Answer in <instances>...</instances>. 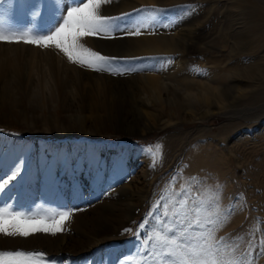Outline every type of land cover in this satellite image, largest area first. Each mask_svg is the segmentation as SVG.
<instances>
[{"label": "rangeland", "instance_id": "rangeland-1", "mask_svg": "<svg viewBox=\"0 0 264 264\" xmlns=\"http://www.w3.org/2000/svg\"><path fill=\"white\" fill-rule=\"evenodd\" d=\"M54 5L47 31L28 23L10 28L47 34L68 10ZM140 9H155L154 19ZM102 14H130L118 21L122 27L146 25L138 36L121 31L112 38L122 34L173 39L190 28L197 30L194 48L184 55L134 57L124 66L122 57L101 46L102 37H84L86 48L117 58L115 71L133 69L124 74L92 70L95 74L138 80L136 88L118 84L105 97L100 94L104 122H94L97 118L88 114L83 131L73 122L49 125L58 103L50 99L44 108L41 95L36 96L41 110L33 113L24 107L26 122L0 121V183L10 180L0 192V208L10 206L29 217L72 213L65 231L50 234L52 240L65 237L67 245L50 248L38 242L41 233L27 238L0 235L6 241L0 240V251L43 253V264H128L147 256L142 241L154 227L170 223L163 215L159 221L152 217L162 214L171 201L187 195L189 206H195V201L215 194L221 213H230L217 238L234 246L236 256L246 253L250 242L258 252L264 240V78L238 79L233 74L257 69L264 74V0H117L104 5ZM153 76L162 79L155 84ZM75 93L79 99L83 95ZM225 93L233 98L228 100ZM135 100L144 102L148 129H140L145 131H134L141 125ZM209 109L207 119H199ZM34 116L40 117L37 123H32ZM164 122L171 125L159 129ZM157 146L160 157L153 166ZM17 170L19 175L10 179ZM28 178L30 187L40 192L38 198L27 184L24 188ZM50 188L54 197L47 199L44 189ZM130 203L137 205L138 213L126 220L121 210ZM255 264H264V256Z\"/></svg>", "mask_w": 264, "mask_h": 264}, {"label": "snow or ice", "instance_id": "snow-or-ice-1", "mask_svg": "<svg viewBox=\"0 0 264 264\" xmlns=\"http://www.w3.org/2000/svg\"><path fill=\"white\" fill-rule=\"evenodd\" d=\"M4 2L5 0H0V4ZM111 2L112 0H80V3L67 10L66 16L61 15L62 23L44 35H39L32 29H12L0 19V43H24L40 48H55L62 52L69 62L81 67H88L97 72L124 74L133 69L115 71L117 65L113 61L117 58L100 55L81 43L84 37L112 38L113 33L121 31L134 36L141 34V28L146 25L129 28L122 27L118 22L124 19V15L130 14H123L121 17L102 14L103 6ZM138 11L146 18L154 19L155 9ZM153 157L155 166L160 157L159 146ZM18 175L19 170L13 172L10 179H15ZM9 182L10 180H4L0 183V192ZM218 200L219 197L213 194L207 200L195 201V206H189L187 195L180 200L171 201L162 214L152 217L153 220L159 221L163 215L169 218L170 223L154 227L147 234L146 240L142 241L143 251L147 256L138 261H129L128 264H255V260L264 256V240H261L258 252L257 246L250 242L248 251L236 256L234 246L227 244L223 237L217 238L216 232L230 219V213H221ZM71 215V212L65 211L51 217H29L12 210L10 206H4L0 208V235L27 238L36 233H43L54 236L65 231V222ZM146 223L147 221L139 227L145 229ZM43 256V253L23 250L0 251V264H43Z\"/></svg>", "mask_w": 264, "mask_h": 264}, {"label": "bare ground", "instance_id": "bare-ground-1", "mask_svg": "<svg viewBox=\"0 0 264 264\" xmlns=\"http://www.w3.org/2000/svg\"><path fill=\"white\" fill-rule=\"evenodd\" d=\"M52 1L53 4L47 0L39 4V0H5L3 4H0V19L4 20L8 27H16L28 23L29 25H34L38 30L43 29L47 31L52 26V22L48 18V13L51 14L54 4V6L57 5L61 9L65 7L69 9L77 3H80V0H71L70 2L68 0ZM141 1L148 4L158 3V0ZM124 5V7H127L130 4L124 3ZM55 13H57V10ZM196 31V29L190 28H186V30L182 29L173 39H167L161 36L138 39L133 36L124 37L121 34L118 37L110 39L103 38L100 44L107 50L112 51L114 55L122 57L123 59H121L122 62L120 64L125 66L132 64L129 60L131 58L133 60L134 57L157 55L159 53H179L184 55L194 48L195 42H193L192 36H194L193 34ZM246 71L243 75L238 70L233 76H236L238 79H240L239 77L245 76L250 80L264 78L261 70ZM151 78L155 84L162 79L156 76ZM137 82L138 80L134 77L123 81L109 76H103L102 78L88 69V67H81L69 62L67 57L55 48H40L28 44L0 43V121L10 125L26 122V117L22 115L24 107L33 113L41 110L40 103L36 100V96L41 95V103L44 108H46V103L50 99L58 103L55 109L57 114L51 116L52 119L48 121L49 125H60L62 122L70 124L73 122L78 128H81L79 131H83L85 123L89 121L88 114H90V118H97L94 122H104L100 118V111L102 109L101 106H103L104 110L105 101L100 98V94H105V97L106 94L112 91L113 86L118 84H125L133 89L137 87ZM182 84H189L191 86V83L185 81ZM99 86L101 87L99 88ZM78 91L80 93L83 92L80 99L76 97L77 93L75 92ZM240 92L237 91V94H242ZM225 95H227L228 100L233 98L226 93ZM134 104L138 111V122L142 125H139L134 131H140V128L148 129L145 126L146 118L142 108L144 102L135 100ZM210 106L211 109L216 108L215 104H211ZM210 111L209 109L202 112L199 115V119H207ZM39 119L40 117L34 116L32 123H37ZM169 125L171 124L164 122L158 128L162 129ZM136 210H138L137 205L130 203L126 204V208H123L121 212L124 213H122L123 217L129 220ZM124 222L119 223V225H123ZM41 234L42 236L38 242L47 244L50 248L54 246L61 248L67 245V239L65 237L52 240L50 234ZM52 241L55 242V245H52ZM94 241L95 243L99 242L96 238ZM1 242L6 243L4 240H1Z\"/></svg>", "mask_w": 264, "mask_h": 264}]
</instances>
